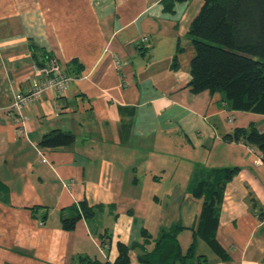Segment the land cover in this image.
Listing matches in <instances>:
<instances>
[{
  "label": "crops",
  "instance_id": "0c3cea01",
  "mask_svg": "<svg viewBox=\"0 0 264 264\" xmlns=\"http://www.w3.org/2000/svg\"><path fill=\"white\" fill-rule=\"evenodd\" d=\"M202 3L169 11L163 0H0V264H76L80 254L113 262L118 242L151 240L177 222L179 240L199 211L193 171L234 165L216 232L230 258L207 262L264 264V160L223 139L250 123L263 131L264 114L190 91L187 31ZM44 55L72 76L67 89L11 108L16 91L44 78L32 71ZM54 129L74 140L41 146ZM80 201L98 206L94 215L63 229L61 216Z\"/></svg>",
  "mask_w": 264,
  "mask_h": 264
},
{
  "label": "trees",
  "instance_id": "16d2710c",
  "mask_svg": "<svg viewBox=\"0 0 264 264\" xmlns=\"http://www.w3.org/2000/svg\"><path fill=\"white\" fill-rule=\"evenodd\" d=\"M181 1L186 0H163L164 9L171 11ZM187 35L194 50L189 65L190 91L219 92L229 109L264 114V0H203ZM49 57L52 56L44 55ZM223 139L243 140L256 147L264 160V130L259 131L254 123L235 128ZM73 140L71 132L54 129L44 134L39 144L58 147ZM239 171L237 165L193 171L188 189L200 205L196 221L189 227L192 241L185 251L177 237L185 227L177 222L161 227L151 240L144 237L129 245L118 242V255L113 262L80 254L76 264H129V251L133 249L137 251V264H209L204 254H196L197 240L203 241L220 260H229L216 232L225 186ZM95 207L98 206H89L85 201L71 205L70 214L61 216L62 228L73 229L78 220L94 215ZM258 216L264 219V211ZM102 238L109 243L108 233Z\"/></svg>",
  "mask_w": 264,
  "mask_h": 264
},
{
  "label": "built area",
  "instance_id": "2783aa9c",
  "mask_svg": "<svg viewBox=\"0 0 264 264\" xmlns=\"http://www.w3.org/2000/svg\"><path fill=\"white\" fill-rule=\"evenodd\" d=\"M32 71L41 74L44 78L38 82L34 81L32 88L26 93L16 91L13 94L11 108L19 110L22 106L38 98L46 90L63 93L67 89L68 82L72 79L71 75H67L61 70L54 57L43 58L41 64L34 63Z\"/></svg>",
  "mask_w": 264,
  "mask_h": 264
},
{
  "label": "rangeland",
  "instance_id": "374dc122",
  "mask_svg": "<svg viewBox=\"0 0 264 264\" xmlns=\"http://www.w3.org/2000/svg\"><path fill=\"white\" fill-rule=\"evenodd\" d=\"M254 148L256 149V147ZM221 149L217 150L216 152L214 151L213 154H217L216 156H221L224 152ZM261 173L264 176V170L261 171ZM185 239H187V241ZM191 241H192L191 231H186V233L184 232V235H180L179 242L183 251H185L188 248ZM195 251L196 254H204L206 257H208V259L211 256H214V253L210 250V248L201 240L196 241Z\"/></svg>",
  "mask_w": 264,
  "mask_h": 264
}]
</instances>
